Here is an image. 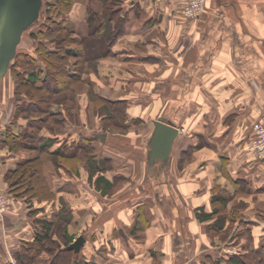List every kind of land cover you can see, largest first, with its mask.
<instances>
[{"label":"crops","instance_id":"obj_1","mask_svg":"<svg viewBox=\"0 0 264 264\" xmlns=\"http://www.w3.org/2000/svg\"><path fill=\"white\" fill-rule=\"evenodd\" d=\"M87 5L69 14L80 35ZM89 6L94 24L103 5ZM120 7L124 30L87 69L100 97L129 101L128 118L140 121L130 126L139 131H87L82 118L67 123L41 155L43 190L25 198L9 192L6 176L38 155L2 145L6 127L15 135L26 129L3 119L1 188L11 204L0 216V264H16L38 223L57 218L63 203L71 211L68 235L85 239L73 264H230L229 246L243 254L258 249L264 264V158L250 149L264 106V0H206L195 18L182 14L178 0H124ZM158 117L178 128L165 164L148 161ZM85 136L97 160L91 177L86 156L66 149ZM54 149L65 166L54 164ZM98 175L111 183L106 192L96 186Z\"/></svg>","mask_w":264,"mask_h":264},{"label":"trees","instance_id":"obj_2","mask_svg":"<svg viewBox=\"0 0 264 264\" xmlns=\"http://www.w3.org/2000/svg\"><path fill=\"white\" fill-rule=\"evenodd\" d=\"M83 1L85 0H43L40 17L33 24L39 25V28L37 32H32L31 36L33 38L38 35L45 36L46 33H43L45 30L52 32L54 36L40 38L33 53L29 55L21 53L23 54L20 55L21 60H18L19 52L17 51L12 60L13 63L11 62L10 67L18 65L22 69L18 70L17 67L13 69V72L16 71L13 77L20 79L21 83L16 92L19 101L16 104L17 113L14 116L21 113L29 130L15 135L9 126L6 127L1 143L11 151L35 149L44 152L48 150L50 145L55 142L57 134L60 133L58 129L61 130L68 121L64 113L72 112V108L77 104L74 88L70 89V87L72 83L81 79V74L85 70L87 60L83 46L85 39L94 31L102 30L103 33L108 32L109 42L106 46L109 47L117 35L124 30L126 15H122L120 7L124 0H100L103 11L99 15V21L97 20L93 24L92 20L96 14L92 7L87 5L88 29L86 35H80L76 27L68 24L66 16L70 20L68 15L74 10V6L79 2L83 3ZM111 22L114 24L112 35L109 34ZM100 98L102 97L99 96ZM102 100L109 110L108 113H104L105 117L111 116L109 113L111 107L117 108L123 114L125 100L106 98ZM69 118L72 119L71 116ZM43 126L50 136L43 135ZM92 140V137L85 136L79 137L78 141L66 143V146H71L66 148L68 155L78 148L86 156L85 163L88 166L90 177L97 164L92 152ZM58 153L60 151L57 149L49 152L52 159L54 158L55 165L57 163L64 165V162L55 161ZM42 163L40 156L18 163L6 176L9 192L17 197L38 196L43 190V188L41 189L43 186L39 183V177L44 185ZM68 168L72 172L74 171L72 167L68 166ZM95 181L96 186L103 183V192H106L111 185L103 175L96 176ZM52 195L54 196V193ZM57 214V218L51 221L42 220L38 223L40 229H36L34 240L23 243L22 250L16 253V264H73L71 257L74 251L72 248H66V245L73 241L72 236L67 233V223L70 220L71 211L63 203ZM49 229L51 230L48 233ZM43 252L48 254L47 258L39 263L36 258ZM227 260L230 264H261L258 249H250L245 254L239 251L229 253Z\"/></svg>","mask_w":264,"mask_h":264},{"label":"rangeland","instance_id":"obj_3","mask_svg":"<svg viewBox=\"0 0 264 264\" xmlns=\"http://www.w3.org/2000/svg\"><path fill=\"white\" fill-rule=\"evenodd\" d=\"M83 2H84V4L90 5V3H95V0H85ZM67 18L68 17L66 16V20H67L68 24L75 27V21H71ZM38 28H39V25L37 26L35 24V25L31 26L30 28H28L24 32V34L22 35V38H21V40L18 44V47H17V51L19 52L18 60H21L20 55H23L21 53H24V54L28 53V55L30 53H33V50L35 49V45L37 44L38 40H40V38H42V37L47 38V37L54 36L52 32H46V30H45L43 32L44 34L46 33L45 36H42V35L39 36L38 35V36H36V38H33L31 36V33L37 32ZM109 34H110V32H109ZM108 42H109L108 32L103 33L102 35L91 34V35L87 36V38L85 39L83 46H84V55H85V58L87 59L86 60V66H85L84 72L81 74V79L79 81H75L74 83L71 84L72 86L70 87V89L74 88L73 92L75 93L77 104H76V106H74L72 108V112L67 111L64 113L66 120H68L66 122V124L70 123L73 125L74 122L76 123V120L78 118L79 119L82 118L84 129L87 131H88V129L99 127L102 130H107V131H110V133H114V134L118 133V132H121V133L122 132L127 133L130 131L131 132H133V131L137 132L139 130H132L130 125L134 124V125L138 126V125H140V121L134 117H132L131 119L128 118L127 108L130 104L129 101L125 100L126 102H125V105L123 106V114H122V112L118 111L117 108L111 107V110L109 112L111 116L105 117L106 116L105 114L108 113L109 110L107 109L105 104H103V102H102L103 98H100L102 101L100 100V103L98 104L99 95H98L97 91L94 90L93 85L90 82L89 75H90L92 70L91 71H89V70H90V68L91 69L94 68L93 58L95 57V55H98L99 52H103L108 48L106 46ZM100 44H101V47H99ZM53 46H54V44H53ZM14 67H17L18 70L20 68L18 65H16V66L12 65L10 67V69L6 72V74L3 76V78L0 80V123L2 124L1 121L4 119V121H6V122L8 121V123L10 125H13V121H16V124L17 125L19 124L21 126V125H23V123L25 124V121H24L25 118L22 116L21 113L17 114L16 117L14 116L15 113H17L16 104L19 101L16 92L19 90L18 87H20V85H21L20 79H18V78L16 79L13 77L14 74H16V71L13 72ZM87 67H90V68L87 69ZM102 106H103V108H102ZM40 115H42V114H40ZM69 116H71L72 119H70ZM21 117H23V118H21ZM9 120H10V122H9ZM66 124H65V126H66ZM5 125H7V124L5 123ZM43 127L45 129V126H43ZM64 127L61 130L58 129V132H61L64 129ZM25 128L26 129L24 131H29L27 126ZM5 131H6V129L4 130V132ZM123 146H125V144ZM92 147H93L92 149H94V146H92ZM34 152L37 153V155L40 157H41V155H45V153L40 152L39 150H35ZM0 164H1V162H0ZM42 166H43V163H42ZM1 167H2V164H1ZM23 181H25V180H23ZM39 183L41 186H43L41 181H40V177H39ZM10 204H11V201H10ZM51 209L55 210L54 204L52 205Z\"/></svg>","mask_w":264,"mask_h":264},{"label":"water","instance_id":"obj_4","mask_svg":"<svg viewBox=\"0 0 264 264\" xmlns=\"http://www.w3.org/2000/svg\"><path fill=\"white\" fill-rule=\"evenodd\" d=\"M42 3L43 0H0V80L17 53L22 35L38 21ZM153 124L149 138L148 161L152 163L157 157L165 164L178 128L161 117L156 118ZM95 136L104 139L105 133H97ZM84 240L83 236H78L67 248L77 251ZM5 264L13 263L9 261Z\"/></svg>","mask_w":264,"mask_h":264},{"label":"built area","instance_id":"obj_5","mask_svg":"<svg viewBox=\"0 0 264 264\" xmlns=\"http://www.w3.org/2000/svg\"><path fill=\"white\" fill-rule=\"evenodd\" d=\"M181 12L184 16L195 18L200 16L204 11L206 0H178ZM254 137L250 144V149L255 151L256 154L264 158V106L260 109L258 119L253 125ZM2 167L0 164V216L4 213L10 204V197L3 192L1 188ZM235 247L229 246L227 252L234 253Z\"/></svg>","mask_w":264,"mask_h":264},{"label":"flooded vegetation","instance_id":"obj_6","mask_svg":"<svg viewBox=\"0 0 264 264\" xmlns=\"http://www.w3.org/2000/svg\"><path fill=\"white\" fill-rule=\"evenodd\" d=\"M9 67H10V66H9ZM8 69H9V68H8ZM2 78H3V77H2ZM2 78H1V79H2Z\"/></svg>","mask_w":264,"mask_h":264}]
</instances>
